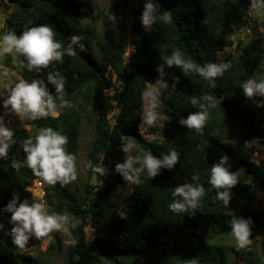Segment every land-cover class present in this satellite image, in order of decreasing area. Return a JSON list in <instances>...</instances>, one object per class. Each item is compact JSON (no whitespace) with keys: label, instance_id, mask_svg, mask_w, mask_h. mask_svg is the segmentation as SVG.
I'll list each match as a JSON object with an SVG mask.
<instances>
[{"label":"trees","instance_id":"16d2710c","mask_svg":"<svg viewBox=\"0 0 264 264\" xmlns=\"http://www.w3.org/2000/svg\"><path fill=\"white\" fill-rule=\"evenodd\" d=\"M9 1L18 8V22L9 19V31L19 35L29 27L47 24L62 49L67 48L72 35L82 37L80 43L85 47L81 51L73 46L75 55L65 54L63 63L53 62L40 71H29L22 56H16L17 64L13 63V55H5L2 60L3 66L28 81L42 79L47 84V73L58 71L65 79L64 100L70 106L60 107L61 101L56 100V116L35 120L30 130H13L16 143L10 147L8 157L0 159V208L14 193L21 200L38 202L32 199L29 189L32 179L39 177L26 166L18 170L11 166L13 159L24 160V139L31 136L34 142L43 127L59 131L68 137L65 147L76 157L78 168L81 128L90 118L89 107H95L89 179L81 190L72 189V182L48 187L47 210L50 214L66 212L69 222L65 227L80 238L66 264H192L193 260L195 264H237V260L241 261L238 264H264V246L255 256L251 245L258 240L264 245V206L254 203L255 193L264 190V159L256 162L241 156L228 139V132L238 128L246 137L259 141L264 152V107L254 103L264 97L248 99L240 88L247 79H264V19L261 31L259 26L253 27L254 35L243 55V41L239 40L234 53L219 57L230 44L229 36L247 23L250 0H156L159 11H170L172 19L168 23L157 20L150 32H145L140 23L145 0H111L104 34L99 24L105 16L94 0ZM131 45L137 51L135 58L127 61L125 53ZM175 50L200 66L211 62L230 67L215 78V87L194 71L185 74L176 66L165 67L163 79L168 87L159 96L167 115L163 138L148 140L139 129L144 108L142 93L158 78L157 65ZM14 84H6L3 96ZM47 87L55 99L54 86ZM204 96H212L217 103L208 109L203 129L182 127L179 119L199 110L191 99L207 104ZM4 122L12 124L17 119L10 113ZM122 135L134 139L136 148L131 155L137 160L147 152L159 156L169 148L176 149L180 160L174 169H162L154 179L144 171L140 184H128L114 171L115 164L125 157L119 147ZM222 155L229 157L230 170L238 178L227 207L216 199V189L208 182L212 163ZM101 165L106 167L103 176L92 170ZM193 174L198 177L195 182ZM94 175L102 178L100 184L92 181ZM183 183H199L205 188L194 216L168 209L172 190ZM10 215L0 212V223L4 224L0 230V264H44L35 252L28 251L35 237L22 248L12 243L6 234L11 228ZM234 216L253 222L250 244L244 248L231 244L234 238L230 223ZM79 217L89 218L94 239L87 241L85 233L78 230ZM43 238H36L37 246Z\"/></svg>","mask_w":264,"mask_h":264},{"label":"clouds","instance_id":"9594fccd","mask_svg":"<svg viewBox=\"0 0 264 264\" xmlns=\"http://www.w3.org/2000/svg\"><path fill=\"white\" fill-rule=\"evenodd\" d=\"M159 10L160 5L156 3V0H145L140 15V23L145 32L152 31L157 20L164 23L171 21L170 11L160 12ZM261 10H264V0H250L249 14L252 12L259 14ZM110 19L114 22L115 16L112 15ZM81 39L82 37L77 35L70 36L67 48L62 49L61 43L55 39L53 29L47 24H39L27 28L19 35L14 31L0 35V56H22L29 71L33 69L40 71L41 68L47 69L53 62L63 63L65 54L75 55L73 46L83 51L85 46L80 43ZM172 66L180 68L185 74L196 72L208 81L211 87H215V78L222 76L230 67L227 63L211 62L200 66L193 63L191 59H185L179 50L173 51L164 58L162 64L157 65L158 78L142 93L146 104L140 113V118L142 123L148 126H153L158 119L162 118L156 109L161 90L168 87L167 81L163 79L166 74L164 69ZM47 84L54 86L55 99ZM47 84L42 79L31 81L20 79L14 86L8 88L6 96L0 97V108L15 114L21 120L35 121L49 116L54 117L57 109L56 100L61 101L60 107L70 106L68 101L64 100L65 79L58 71H49ZM240 88L248 99L264 97V79L259 81L247 79L240 85ZM202 99L208 103H199L195 97L191 99V104L198 106L199 110L189 113L186 118L181 117L179 124L182 127L196 131L203 129L208 117V109L215 107L217 101L212 96H204ZM222 100L223 98L220 99V104ZM254 103L257 107H264V100L254 101ZM120 141L119 147L125 157L123 162L115 164L114 171L128 184H140V176L144 171L150 179H154L162 169L169 171L174 169L180 160V154L175 148H169L167 153H162L159 156L147 152L142 160H137L131 155L136 148L134 139L122 135ZM15 143L13 129L9 128L3 117L0 116V159L8 157L9 149ZM67 143L68 137L59 131L51 127L40 128L35 135L34 142L31 136L24 139V160L21 162L13 159L11 166L14 170L26 166L34 176L41 178L48 185L57 183L61 186L67 185L77 179L76 157L67 152L65 147ZM248 143L246 141L245 145ZM137 164L139 166H136ZM230 169L229 157L222 155L218 161L212 163L208 178L209 184L216 189V199L221 201L225 207L230 204L232 199L231 189L238 183L236 172ZM92 170L102 176L106 174L104 166H93ZM191 179L195 182L198 177L193 174ZM46 189L48 190L47 186ZM171 195L173 200L168 204V209L171 212H190L194 216L201 198L205 195V188L199 183L178 184L172 190ZM47 207L48 202L46 205L39 201L29 203L27 198L21 200L19 195L14 193L8 203L0 208V212L11 214L8 221L11 228L6 234L11 237L14 245L22 248L31 237L37 239L45 237L54 230L62 229L69 222V215L66 212L49 214ZM252 223L250 218L245 219L241 216L232 218L230 235L236 241L237 247L244 248L250 243ZM3 229L4 224L0 223V230ZM192 264H195L194 260Z\"/></svg>","mask_w":264,"mask_h":264},{"label":"rangeland","instance_id":"374dc122","mask_svg":"<svg viewBox=\"0 0 264 264\" xmlns=\"http://www.w3.org/2000/svg\"><path fill=\"white\" fill-rule=\"evenodd\" d=\"M95 5L102 13L104 14L105 18L100 21L99 29L102 34L106 32L107 24V15L111 12V0H94ZM6 3V4H5ZM3 4L6 5V11H4ZM136 4V3H135ZM17 10L18 8L14 6L9 0H0V35L9 31V19L14 23L17 24ZM245 19L247 23L242 25V28L237 31L235 34L229 36V46L223 52L219 53V57H226L227 55L234 53L236 51V47L239 40H242V49L240 50L241 55L245 53L246 50L249 49V41L254 35L253 27L259 26L260 31L262 30V21L264 19V10L260 11L259 14L256 12H252L251 14H246ZM130 23H128L129 26ZM12 27V25H11ZM129 34H131V30L129 29ZM137 48L135 45L129 46L127 52L125 53V59L127 61L133 60L135 58V53ZM5 58L4 56H0V92L3 94L4 88L6 84H13L18 82L21 77L20 75L12 71L11 69H7L5 66L2 65V60ZM14 64H17V59L14 57ZM1 97V96H0ZM146 101L144 100V106ZM90 118L86 119L83 122L81 128V140H80V149H79V165L77 168V179L72 181L71 188L72 189H82L85 183L87 182L88 178V169L90 166L89 156L88 153L92 146V141L95 135V126H94V118H95V107H89ZM118 108L114 110L117 112ZM3 108H0V116L5 119L10 112L6 111L3 114ZM158 113L161 114L160 119L153 126H148L142 121L140 122V132L148 140H160L163 138V130H164V122L167 118V115L161 106V101L159 97L158 107L156 109ZM58 112L56 111V115ZM55 115V116H56ZM13 117L17 119L15 123H8L5 122L6 125L11 129H17L21 127H25L28 130L32 129L33 122L27 119L21 120L18 116L13 114ZM114 122V120H112ZM228 139L237 149L239 154L243 157L250 158L252 161H260L264 159V152L262 144L254 139L246 137L243 133H241L238 128L233 129L232 131L228 132ZM248 141L249 143L245 145V142ZM102 166V165H101ZM102 178H98L96 175L92 177V181H96L95 183H101ZM37 178L32 179V185L30 187L31 197L33 200L39 201V190L34 186L36 183ZM45 186L51 187L52 185H48L45 183ZM256 196L254 198V203L258 206H264V190H258L255 193ZM31 200V199H30ZM32 201V200H31ZM49 207V206H48ZM47 207V209H48ZM48 211V210H47ZM50 214V212L48 211ZM77 228H79L85 233V237L87 241L94 239L95 232L92 231L91 225L89 222V218L86 217H79L77 219ZM36 238L32 242V244L28 247V251L35 252L40 258L43 259L44 264H66L67 260L71 257L72 249L79 244L80 238L78 235L73 234L68 228L65 226L60 230H54L45 236L40 244V246L36 245ZM53 243V244H52ZM52 244V245H51ZM231 244L235 247L236 241H232ZM250 244V243H249ZM248 244V245H249ZM49 245L52 248H48ZM252 248L255 252V256L259 253L260 249L264 246L258 240L255 245L251 244ZM250 245V246H251ZM235 259V258H234ZM237 264L241 263L240 260H237Z\"/></svg>","mask_w":264,"mask_h":264},{"label":"built area","instance_id":"2783aa9c","mask_svg":"<svg viewBox=\"0 0 264 264\" xmlns=\"http://www.w3.org/2000/svg\"><path fill=\"white\" fill-rule=\"evenodd\" d=\"M34 186L39 190V202L43 204H47V194L48 190L46 189L45 183L41 180V178H37Z\"/></svg>","mask_w":264,"mask_h":264},{"label":"crops","instance_id":"0c3cea01","mask_svg":"<svg viewBox=\"0 0 264 264\" xmlns=\"http://www.w3.org/2000/svg\"><path fill=\"white\" fill-rule=\"evenodd\" d=\"M0 96L3 97V94H2L1 92H0ZM3 110H4V111H3V114H5L7 110L4 109V108H3Z\"/></svg>","mask_w":264,"mask_h":264},{"label":"water","instance_id":"95a60500","mask_svg":"<svg viewBox=\"0 0 264 264\" xmlns=\"http://www.w3.org/2000/svg\"><path fill=\"white\" fill-rule=\"evenodd\" d=\"M3 8H4V11H6V5L5 4H3Z\"/></svg>","mask_w":264,"mask_h":264}]
</instances>
